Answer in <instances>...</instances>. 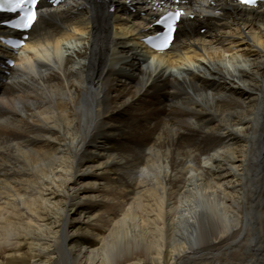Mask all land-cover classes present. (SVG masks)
Here are the masks:
<instances>
[{
  "label": "bare ground",
  "instance_id": "obj_1",
  "mask_svg": "<svg viewBox=\"0 0 264 264\" xmlns=\"http://www.w3.org/2000/svg\"><path fill=\"white\" fill-rule=\"evenodd\" d=\"M185 1L146 69L149 0L43 4L0 74V264H264V10Z\"/></svg>",
  "mask_w": 264,
  "mask_h": 264
},
{
  "label": "snow or ice",
  "instance_id": "obj_2",
  "mask_svg": "<svg viewBox=\"0 0 264 264\" xmlns=\"http://www.w3.org/2000/svg\"><path fill=\"white\" fill-rule=\"evenodd\" d=\"M243 2L251 4L255 0H243ZM38 3L39 0H0V12L19 13V18L11 26L17 29H29L37 19L36 8ZM179 15V12L176 14L169 13L157 21L159 24L164 25L167 31L163 36L158 37L161 43H153V47H159L160 50H163V48L168 46L167 37L174 30V24ZM16 46L19 47L20 45L17 44Z\"/></svg>",
  "mask_w": 264,
  "mask_h": 264
},
{
  "label": "rangeland",
  "instance_id": "obj_3",
  "mask_svg": "<svg viewBox=\"0 0 264 264\" xmlns=\"http://www.w3.org/2000/svg\"><path fill=\"white\" fill-rule=\"evenodd\" d=\"M81 42H83V40L82 41H75L74 43H73V45H74V47L76 46V45H78L80 48H83V45L81 44ZM72 46V45H71ZM70 46V47H71ZM73 47V46H72ZM65 52H66V50H64ZM68 53H70V54H72L73 55V50H70V51H68ZM193 67L196 69V68H198L199 67V65L196 63V64H194L193 65ZM192 67V68H193ZM19 69V68H18ZM21 69V68H20ZM171 70H173V69H171ZM176 71H178L179 72V74H178V72L176 73V74H178V75H180V73L182 72V75H186V74H183L184 73V71L183 70H177L176 69ZM195 72L197 73V71L195 70ZM112 78H114V76L112 77ZM188 78H189V76H188ZM153 98H157V94L156 95H153ZM185 98V97H184ZM126 99V98H125ZM125 99H123L122 101H120L119 103H117V108H115V110L116 109H119L120 107H121V104H122V102L125 100ZM148 100V98H143V102L145 101H147ZM4 101H2V100H0V104H2ZM141 103V102H140ZM138 105L140 106L141 104H139L138 103ZM143 105V104H142ZM115 107V106H114ZM121 108H123V107H121ZM141 108H143V106H141ZM147 110H149L150 108H146ZM131 112H133V113H141L140 111H138V107H136V108H133V110H131ZM146 112V111H145ZM142 124H144L145 126H152V119H150L149 117H148V113H146L145 114V118H144V121L142 122ZM96 172V170L94 169V170H90V174H93V173H95ZM85 241H86V243H87V245L88 246H94L95 244L93 243L94 241H93V239L92 238H90V237H86L85 238Z\"/></svg>",
  "mask_w": 264,
  "mask_h": 264
}]
</instances>
